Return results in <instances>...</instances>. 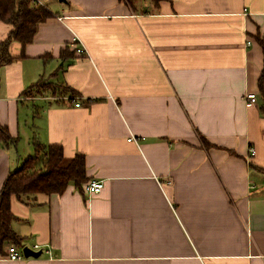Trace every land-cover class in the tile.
I'll use <instances>...</instances> for the list:
<instances>
[{
	"label": "crops",
	"instance_id": "0c3cea01",
	"mask_svg": "<svg viewBox=\"0 0 264 264\" xmlns=\"http://www.w3.org/2000/svg\"><path fill=\"white\" fill-rule=\"evenodd\" d=\"M39 1L0 66V188L33 141L103 185L13 196L17 247L42 253L0 264H264V0Z\"/></svg>",
	"mask_w": 264,
	"mask_h": 264
},
{
	"label": "trees",
	"instance_id": "16d2710c",
	"mask_svg": "<svg viewBox=\"0 0 264 264\" xmlns=\"http://www.w3.org/2000/svg\"><path fill=\"white\" fill-rule=\"evenodd\" d=\"M37 3V0H0V21L11 26L9 33L0 43V66L13 60L9 52L11 42H17L22 47L26 46L33 40L37 25L53 15L45 6ZM73 56L74 52L67 48L60 53V57ZM259 80L260 89L263 91L261 77ZM28 88L25 93L33 96L44 93L46 89L54 90L55 86L51 82L47 83L45 79H39ZM67 88L73 96L76 95L73 89ZM202 140L206 147L210 146L207 140L203 138ZM14 142L15 139L0 124V149ZM33 146L34 154L24 158L20 166L10 171L0 188L1 252L4 251V247L11 244L18 247L22 245L23 239L13 229V222L17 220L11 211L10 202L13 196L24 203L38 193L61 194L70 184L82 191V185L89 181L83 153H77L66 159L62 145H45L33 141Z\"/></svg>",
	"mask_w": 264,
	"mask_h": 264
},
{
	"label": "built area",
	"instance_id": "2783aa9c",
	"mask_svg": "<svg viewBox=\"0 0 264 264\" xmlns=\"http://www.w3.org/2000/svg\"><path fill=\"white\" fill-rule=\"evenodd\" d=\"M37 2L39 4H41V1L37 0ZM77 52H84V48L79 44V47L77 48ZM246 98L248 101L250 102H255L256 100V95L255 94H252V93H246ZM60 99H63V97H58ZM68 99L70 100H74V97L72 96H68L67 97ZM65 99V98H64ZM79 102H76V106H79ZM251 154L253 155L254 152H253V149H251ZM102 185H103V182L102 180H96V181H88L84 184V188L85 190L89 193V195L91 194H97V192H99L101 189H102ZM32 248L35 250V249H40L38 247V245H33ZM8 249V255H7V258L9 260H20V259H23L24 255H23V252H22V249L20 250L17 246H15L14 244H11L7 247Z\"/></svg>",
	"mask_w": 264,
	"mask_h": 264
},
{
	"label": "water",
	"instance_id": "95a60500",
	"mask_svg": "<svg viewBox=\"0 0 264 264\" xmlns=\"http://www.w3.org/2000/svg\"><path fill=\"white\" fill-rule=\"evenodd\" d=\"M22 252L24 257H39L42 253V249L40 250H34L33 248H30L29 246L25 245L22 247Z\"/></svg>",
	"mask_w": 264,
	"mask_h": 264
}]
</instances>
